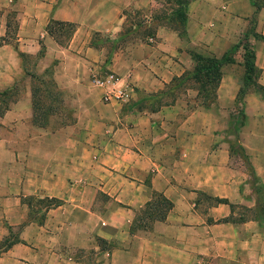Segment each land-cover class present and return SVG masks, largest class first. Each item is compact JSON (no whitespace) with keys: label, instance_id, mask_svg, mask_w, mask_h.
Here are the masks:
<instances>
[{"label":"crops","instance_id":"0c3cea01","mask_svg":"<svg viewBox=\"0 0 264 264\" xmlns=\"http://www.w3.org/2000/svg\"><path fill=\"white\" fill-rule=\"evenodd\" d=\"M176 10L174 0H0V264H264L251 178L264 185V0ZM52 22L73 27L62 44ZM195 54L227 58L209 106ZM28 62L51 66L62 93L43 126ZM108 72L126 102L92 84ZM156 196L169 206L146 223Z\"/></svg>","mask_w":264,"mask_h":264},{"label":"trees","instance_id":"16d2710c","mask_svg":"<svg viewBox=\"0 0 264 264\" xmlns=\"http://www.w3.org/2000/svg\"><path fill=\"white\" fill-rule=\"evenodd\" d=\"M188 1L189 0H174L175 5L177 6L176 16L178 19H183V9ZM72 28L73 27L70 24L52 22L47 26L46 30L48 34L54 36L56 42L62 44V37L66 38L72 31ZM262 41H264V38H262ZM41 55L42 53L40 52L39 57ZM18 56L22 61L26 59V57L22 54H18ZM242 57V64L244 67L243 81L245 84H249L250 82H254V79L256 78V71L253 65V52L245 44L243 45ZM192 58L195 62L192 78L198 85L199 96L201 97L202 104L209 106V104L214 100V88L218 83L219 68L223 60L225 61L227 58L224 56L223 59L216 60L196 54L193 55ZM52 75L53 71L51 66L43 69L41 75H36V73L30 74L32 120L38 126H43L49 117L57 114L61 109L62 101H57L56 99V96L60 92L56 89ZM260 95L264 99V94L260 92ZM239 96L241 97V95ZM51 101L55 103L53 104ZM236 148L241 153L242 149L239 146H236ZM251 175L253 189L257 196L256 214L257 217L262 220V211L264 210V185L258 182V180L253 176L252 172ZM49 202L54 201H47V206H49ZM168 206L169 204L164 198L161 196H156L155 204L144 216V218L147 219L146 223L152 222L154 220H162ZM5 246L6 245H4V247Z\"/></svg>","mask_w":264,"mask_h":264},{"label":"built area","instance_id":"2783aa9c","mask_svg":"<svg viewBox=\"0 0 264 264\" xmlns=\"http://www.w3.org/2000/svg\"><path fill=\"white\" fill-rule=\"evenodd\" d=\"M90 80L95 87L107 89L103 96L106 101L126 102L129 99V90L123 84H118L119 79L110 72L93 75Z\"/></svg>","mask_w":264,"mask_h":264},{"label":"rangeland","instance_id":"374dc122","mask_svg":"<svg viewBox=\"0 0 264 264\" xmlns=\"http://www.w3.org/2000/svg\"><path fill=\"white\" fill-rule=\"evenodd\" d=\"M137 20H139V19H137V18H135L134 19V22L135 23H137L136 21ZM106 45L105 46H108L109 44H108V42H106L105 43ZM32 62V61H31ZM31 62H28V68H31V72L30 73H36V75H41L42 74V72H43V70L42 71H40V72H34L35 71V69L37 68V67H35V63L34 64H32ZM46 67H48V66H46ZM45 67V68H46ZM45 68H43V69H45ZM38 69V68H37ZM18 85V87H16V89L17 90H15V87L13 88V89H11L9 92H8V94L7 93H5L4 94V96H6L5 98H4V102H5V104L6 103H10V102H12L14 99H16V96H17V94L20 92V90L22 89V86H21V88H20V85H22V84H20V83H18L17 84ZM56 99H57V101L58 100H61L62 101V93H59L57 96H56ZM52 102V101H51ZM53 104L55 103V102H52ZM240 114H241V110H240V108H239V106H238V108L235 110V116L236 117H238V119H239V116H240ZM231 149H232V151H233V153H236L237 154V158H236V160L233 162V164H235V165H241V166H245V163H246V160L243 158V156H241V153L237 150V148H236V145L235 144H233L232 146H231Z\"/></svg>","mask_w":264,"mask_h":264}]
</instances>
